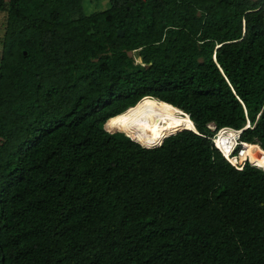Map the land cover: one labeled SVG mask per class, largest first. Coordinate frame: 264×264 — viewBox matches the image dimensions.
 Here are the masks:
<instances>
[{
	"label": "trees",
	"instance_id": "16d2710c",
	"mask_svg": "<svg viewBox=\"0 0 264 264\" xmlns=\"http://www.w3.org/2000/svg\"><path fill=\"white\" fill-rule=\"evenodd\" d=\"M83 1L0 0V264H264L263 162L211 140L264 150V0ZM146 97L197 133L143 148Z\"/></svg>",
	"mask_w": 264,
	"mask_h": 264
},
{
	"label": "bare ground",
	"instance_id": "6f19581e",
	"mask_svg": "<svg viewBox=\"0 0 264 264\" xmlns=\"http://www.w3.org/2000/svg\"><path fill=\"white\" fill-rule=\"evenodd\" d=\"M114 123L137 134L142 143L141 145L144 144L145 147H154L153 145L158 143L165 135L192 129L194 125L187 114H182L180 111L151 97L142 99L136 106L129 108L125 113L116 117ZM106 128H108L107 124ZM237 135L235 130L231 129L225 134L222 133L217 139V144L226 154L231 152L236 144ZM260 154L263 156L262 160L264 161V150L259 145L245 143L241 151V160L248 158L253 165L259 167L256 160L260 158ZM232 160L234 163L238 162V159ZM259 168L264 169V164Z\"/></svg>",
	"mask_w": 264,
	"mask_h": 264
},
{
	"label": "built area",
	"instance_id": "2783aa9c",
	"mask_svg": "<svg viewBox=\"0 0 264 264\" xmlns=\"http://www.w3.org/2000/svg\"><path fill=\"white\" fill-rule=\"evenodd\" d=\"M229 130H231V128L220 129L217 132V134L213 138H211V140L213 142L214 147L228 160L229 163H231L236 169L242 170L244 165L247 163V161L251 164V162L247 158L244 161L241 160V151L244 148V144H245V142H242L241 140V135L245 129L235 130V132L238 134L236 139V144L233 146L231 152H229L228 154H226L224 150L217 144V139L220 137V135L222 133L223 134L227 133V131ZM232 159H238L239 161L234 163Z\"/></svg>",
	"mask_w": 264,
	"mask_h": 264
},
{
	"label": "rangeland",
	"instance_id": "374dc122",
	"mask_svg": "<svg viewBox=\"0 0 264 264\" xmlns=\"http://www.w3.org/2000/svg\"><path fill=\"white\" fill-rule=\"evenodd\" d=\"M83 2H84L83 3L84 4V10H85V12L87 14L93 13L95 11H102V10H104V9H106L108 7V3L107 2L96 3L94 0H84ZM5 18H6V14L0 13V42L2 41V38H3V29H4V24H5ZM0 57H1V49H0ZM108 127H109V125H108ZM109 128H112V127H109ZM215 128L216 127L214 125H211V129L212 130H215ZM128 131H131V130H128ZM262 157L263 156L260 154V158L258 160H256V161L257 162H259V161L263 162V164H264V161L262 160ZM248 160L251 162L250 159H248Z\"/></svg>",
	"mask_w": 264,
	"mask_h": 264
},
{
	"label": "water",
	"instance_id": "95a60500",
	"mask_svg": "<svg viewBox=\"0 0 264 264\" xmlns=\"http://www.w3.org/2000/svg\"><path fill=\"white\" fill-rule=\"evenodd\" d=\"M119 34H120V36L121 37H123L124 36V32L122 31V30H119ZM174 107V106H173ZM179 110V109H178ZM182 114H186V113H184L183 111H181V110H179ZM109 122V121H108ZM107 122V123H108ZM106 123V124H107ZM106 124H105V126H104V130L106 131V129H105V127H106ZM249 126V125H248ZM185 130H190V131H193V132H195V133H197V128L193 125V128L192 129H185ZM182 131H184V130H182ZM182 131H180V132H182ZM107 132V131H106ZM108 133V132H107ZM177 133H179V132H177ZM177 133H175V134H177ZM108 134H110V133H108ZM175 134H172V135H170V136H173V135H175ZM169 136V137H170ZM168 138V137H167ZM167 138H165V139H167ZM133 142H135V143H137L136 141H133ZM164 142V141H163ZM162 142V143H163ZM139 145H141V144H139ZM162 144H160L159 146H161ZM143 148H146V149H153V148H156V147H145V146H143V145H141ZM159 146H157V147H159ZM264 170V169H263Z\"/></svg>",
	"mask_w": 264,
	"mask_h": 264
},
{
	"label": "clouds",
	"instance_id": "9594fccd",
	"mask_svg": "<svg viewBox=\"0 0 264 264\" xmlns=\"http://www.w3.org/2000/svg\"><path fill=\"white\" fill-rule=\"evenodd\" d=\"M225 158V157H224ZM226 159V158H225ZM227 160V159H226Z\"/></svg>",
	"mask_w": 264,
	"mask_h": 264
}]
</instances>
